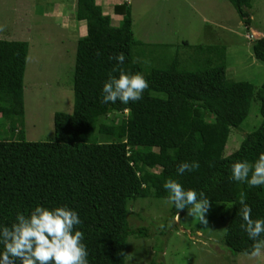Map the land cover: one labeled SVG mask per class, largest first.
<instances>
[{"label": "trees", "instance_id": "1", "mask_svg": "<svg viewBox=\"0 0 264 264\" xmlns=\"http://www.w3.org/2000/svg\"><path fill=\"white\" fill-rule=\"evenodd\" d=\"M76 1L75 20L87 33L77 42L73 112L55 113L52 140L25 139L29 43L0 38V120L8 124L0 130V226H11L38 205L66 206L81 220L76 227L84 233L88 264H126L128 239L150 237L148 229L131 227L132 202L168 199L163 185L173 179L185 190L204 192L211 203L232 204L224 243L233 254L249 255L254 242L241 227L240 196L252 219H264V185L234 181L231 165L252 163L264 152V83L258 88L230 80L222 45L184 42L180 47L190 52L182 57L180 51L169 55L172 45L137 41L127 2L115 5L123 19L113 26L96 0ZM228 1L250 29L253 0ZM250 38L254 58L264 63V37ZM121 53L125 60L118 66L114 57ZM117 67L144 75L149 86L141 100L103 102V85L109 74L118 77ZM258 118L238 149L227 152L230 137L240 133L232 131ZM194 161L197 170L177 173L180 163ZM187 212L172 204L169 215ZM151 264L162 263L156 256Z\"/></svg>", "mask_w": 264, "mask_h": 264}, {"label": "rangeland", "instance_id": "2", "mask_svg": "<svg viewBox=\"0 0 264 264\" xmlns=\"http://www.w3.org/2000/svg\"><path fill=\"white\" fill-rule=\"evenodd\" d=\"M76 2L0 0V38L29 43L22 128L27 141L52 140L55 113L73 112L77 42L79 31L85 30L75 20ZM131 7L137 41L172 45L166 48L169 55L180 51L182 57L190 52L180 47L184 42L222 45L227 48L230 80L248 81L258 88L264 83V63L254 58L250 38L264 37V0L252 2L250 29L228 0H133ZM162 46L156 52H161ZM256 111L254 103L251 114ZM258 119L232 131L241 134L238 139L230 137L227 152L238 149L245 134L258 126ZM0 126L4 131L8 124L0 120ZM171 207L168 199L150 197L132 202L128 216L131 227L148 229L150 237L128 239L126 264H151L156 256L162 264H264V250L259 257H251L233 254L225 246L232 204L210 202L207 225L188 212L171 218Z\"/></svg>", "mask_w": 264, "mask_h": 264}, {"label": "clouds", "instance_id": "3", "mask_svg": "<svg viewBox=\"0 0 264 264\" xmlns=\"http://www.w3.org/2000/svg\"><path fill=\"white\" fill-rule=\"evenodd\" d=\"M118 66L124 63V54L114 57ZM118 77L109 74L103 85L102 100L104 103L123 104L142 99L143 92L148 88L144 75L137 72H126L117 67ZM200 167L198 162H182L177 166V173L182 175ZM231 178L241 183L246 182L252 187L264 185V152L249 163L237 161L231 165ZM163 187L168 192V200L177 210L188 209V215L195 217L207 225L206 213L210 201L204 192L185 188L176 180L168 179ZM239 214L244 221L241 227L254 242L251 257H259L264 250V219H252L251 207L245 202L243 193L240 196ZM179 218V214H177ZM81 224L78 213L66 206L53 209L36 206L28 215L18 214L11 226H0V264H88V252L82 243L84 233L77 229Z\"/></svg>", "mask_w": 264, "mask_h": 264}, {"label": "crops", "instance_id": "4", "mask_svg": "<svg viewBox=\"0 0 264 264\" xmlns=\"http://www.w3.org/2000/svg\"><path fill=\"white\" fill-rule=\"evenodd\" d=\"M96 1H97L98 5L103 7L104 13L106 15H110L111 16L113 26H119L121 21H122V19H123V17L121 15H118V14L114 13L115 5L121 4V3H124V2H127L128 4L132 5V1L133 0H96ZM79 25H81V27H84V29H85V30H83V28H82V30L79 31V33H80L79 37H83L87 33L86 26L83 25L82 23L78 24V27H79Z\"/></svg>", "mask_w": 264, "mask_h": 264}, {"label": "water", "instance_id": "5", "mask_svg": "<svg viewBox=\"0 0 264 264\" xmlns=\"http://www.w3.org/2000/svg\"><path fill=\"white\" fill-rule=\"evenodd\" d=\"M260 37H262V36H260Z\"/></svg>", "mask_w": 264, "mask_h": 264}]
</instances>
